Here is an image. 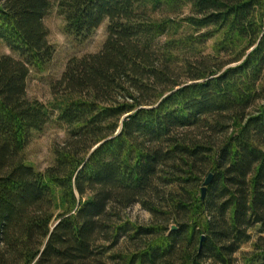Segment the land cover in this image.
Masks as SVG:
<instances>
[{
    "label": "trees",
    "instance_id": "16d2710c",
    "mask_svg": "<svg viewBox=\"0 0 264 264\" xmlns=\"http://www.w3.org/2000/svg\"><path fill=\"white\" fill-rule=\"evenodd\" d=\"M53 12L106 38L45 106L26 83ZM0 48V264H264V0H0Z\"/></svg>",
    "mask_w": 264,
    "mask_h": 264
},
{
    "label": "rangeland",
    "instance_id": "374dc122",
    "mask_svg": "<svg viewBox=\"0 0 264 264\" xmlns=\"http://www.w3.org/2000/svg\"><path fill=\"white\" fill-rule=\"evenodd\" d=\"M43 24L48 30V42L54 48V55L52 62L45 71L30 72L26 83V95L30 100H37L45 106H49L52 102L51 86L61 78L67 62L72 58H81L100 51L106 38V23L83 44L74 42L63 33V21L55 12L46 17ZM0 54H10V52L7 49L0 48ZM64 139V130L49 124L41 134L33 138L26 151L30 164L43 172L52 163L54 145L63 143ZM125 216L132 222L142 225L150 222L149 214L138 206L127 211ZM249 249V246L246 245L242 251L246 252Z\"/></svg>",
    "mask_w": 264,
    "mask_h": 264
},
{
    "label": "water",
    "instance_id": "95a60500",
    "mask_svg": "<svg viewBox=\"0 0 264 264\" xmlns=\"http://www.w3.org/2000/svg\"><path fill=\"white\" fill-rule=\"evenodd\" d=\"M211 181H212V175H209V176L205 179V181H204V183H203V186H202V189H201V198H202V199H204V196H205V193H206V188L210 185ZM173 229H174V228H172V230H173ZM201 241H203V238L201 239Z\"/></svg>",
    "mask_w": 264,
    "mask_h": 264
}]
</instances>
